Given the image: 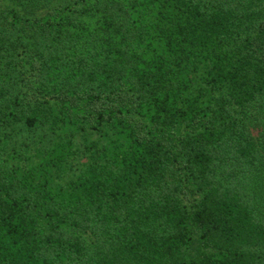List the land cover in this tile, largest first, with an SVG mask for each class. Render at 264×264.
Wrapping results in <instances>:
<instances>
[{"label": "trees", "instance_id": "1", "mask_svg": "<svg viewBox=\"0 0 264 264\" xmlns=\"http://www.w3.org/2000/svg\"><path fill=\"white\" fill-rule=\"evenodd\" d=\"M2 1L0 264H264V0Z\"/></svg>", "mask_w": 264, "mask_h": 264}, {"label": "rangeland", "instance_id": "2", "mask_svg": "<svg viewBox=\"0 0 264 264\" xmlns=\"http://www.w3.org/2000/svg\"><path fill=\"white\" fill-rule=\"evenodd\" d=\"M3 3H5V4H8L9 3V0L7 1V0H5V1H2ZM4 5V4H3Z\"/></svg>", "mask_w": 264, "mask_h": 264}]
</instances>
